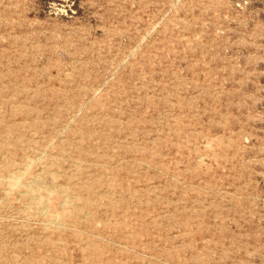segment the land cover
Returning a JSON list of instances; mask_svg holds the SVG:
<instances>
[{
    "label": "rangeland",
    "instance_id": "rangeland-1",
    "mask_svg": "<svg viewBox=\"0 0 264 264\" xmlns=\"http://www.w3.org/2000/svg\"><path fill=\"white\" fill-rule=\"evenodd\" d=\"M0 264H264V0H0Z\"/></svg>",
    "mask_w": 264,
    "mask_h": 264
},
{
    "label": "bare ground",
    "instance_id": "bare-ground-1",
    "mask_svg": "<svg viewBox=\"0 0 264 264\" xmlns=\"http://www.w3.org/2000/svg\"><path fill=\"white\" fill-rule=\"evenodd\" d=\"M23 187H24V186H23ZM24 188H25V187H24ZM26 189H27V188H26ZM31 190H33V189L31 188ZM39 190H40V189H39ZM27 191H29V190L27 189ZM45 191H46V190H45ZM30 192H31V191H30ZM24 193H25V192H24ZM35 193H36V191H35ZM35 193H34V194H35ZM47 193H48V192H47ZM27 194H29V193H27ZM31 194H32V193H31ZM48 194H49V193H48ZM29 196H30V194H29ZM39 197H40V196H39ZM28 198H30V197H28ZM31 199H32V198H31ZM37 199H38V198H37ZM39 199H40V198H39ZM39 199H38V200H39ZM35 201H36V200H35ZM40 201H41V199H40ZM40 201H39V203H40ZM44 201H45V200H44ZM45 202H46V201H45Z\"/></svg>",
    "mask_w": 264,
    "mask_h": 264
}]
</instances>
